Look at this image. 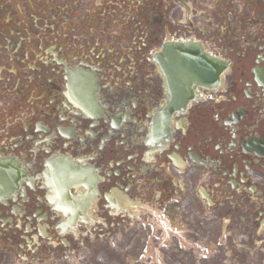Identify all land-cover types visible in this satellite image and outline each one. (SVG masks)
Returning a JSON list of instances; mask_svg holds the SVG:
<instances>
[{
  "label": "flooded vegetation",
  "instance_id": "af4514ba",
  "mask_svg": "<svg viewBox=\"0 0 264 264\" xmlns=\"http://www.w3.org/2000/svg\"><path fill=\"white\" fill-rule=\"evenodd\" d=\"M25 2L0 0V264H264V0ZM181 40L225 67L172 103L153 57Z\"/></svg>",
  "mask_w": 264,
  "mask_h": 264
},
{
  "label": "rangeland",
  "instance_id": "374dc122",
  "mask_svg": "<svg viewBox=\"0 0 264 264\" xmlns=\"http://www.w3.org/2000/svg\"><path fill=\"white\" fill-rule=\"evenodd\" d=\"M29 2V0H26V2L25 3H28ZM47 5V4H46ZM30 6H32V5H30ZM57 6H61L60 4L59 5H57ZM65 8V7H64ZM4 36H9L8 34H5ZM13 39H15V37H13ZM13 264H17V262H15L14 261V263ZM104 264H109V263H104Z\"/></svg>",
  "mask_w": 264,
  "mask_h": 264
}]
</instances>
